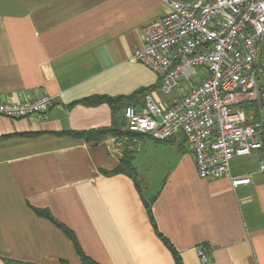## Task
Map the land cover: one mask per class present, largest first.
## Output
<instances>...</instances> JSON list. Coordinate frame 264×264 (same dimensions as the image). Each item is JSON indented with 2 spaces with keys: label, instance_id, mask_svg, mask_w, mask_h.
I'll return each mask as SVG.
<instances>
[{
  "label": "crops",
  "instance_id": "0c3cea01",
  "mask_svg": "<svg viewBox=\"0 0 264 264\" xmlns=\"http://www.w3.org/2000/svg\"><path fill=\"white\" fill-rule=\"evenodd\" d=\"M168 12L166 0H0V100L46 94L53 103L40 117H0V264H81L36 211L97 264H176L142 187L155 188L145 198L156 195V227L180 264H203L199 248L206 264H264V127L262 148L230 161V177L250 179L233 187L228 176L199 177L182 134L137 135L125 107L84 103L128 97L140 111L147 97L163 107L180 97L159 95L157 75L132 59L144 26ZM255 106L243 103L250 121ZM117 127L98 143L72 134ZM124 159L134 172L111 173Z\"/></svg>",
  "mask_w": 264,
  "mask_h": 264
},
{
  "label": "built area",
  "instance_id": "2783aa9c",
  "mask_svg": "<svg viewBox=\"0 0 264 264\" xmlns=\"http://www.w3.org/2000/svg\"><path fill=\"white\" fill-rule=\"evenodd\" d=\"M169 12L143 28L132 59L157 75L164 94L182 89L168 106L147 97L125 106L127 129L168 140L182 134L203 179L230 177V161L262 148L264 127V0H166ZM183 84V88L181 87ZM254 102L258 121L243 103ZM53 105L46 94L0 100V117H40ZM264 171V159L260 161ZM233 187L248 177H230ZM204 248L197 253L209 262Z\"/></svg>",
  "mask_w": 264,
  "mask_h": 264
},
{
  "label": "trees",
  "instance_id": "16d2710c",
  "mask_svg": "<svg viewBox=\"0 0 264 264\" xmlns=\"http://www.w3.org/2000/svg\"><path fill=\"white\" fill-rule=\"evenodd\" d=\"M131 98H121V97H117V98H109V97H94V98H90L84 101V103L87 104H91V105H99L102 103H106L107 105H109V107L111 109L114 110L115 105H119L120 107H125L126 105H128V101ZM122 126L124 125L123 122L121 121ZM121 133L123 131H120L117 128H110V129H102V130H94V131H90L89 133H72L75 136H79V137H84L85 140L87 142L90 143H98L100 142L103 138H105L107 135L111 134V133ZM136 134V133H135ZM137 135H142V134H137ZM157 141H164V140H157ZM122 170H125L126 172H129L130 174H132L134 172V168L131 165V161H129L128 159H124L122 160L121 165H119L116 169H114L111 173H118ZM140 190V189H139ZM141 192V190H140ZM142 193V192H141ZM143 199L145 201L144 205H145V209L147 212V216L149 219V222L152 226V228L154 229L155 234L157 235V237L161 240V242L167 247V249L171 252L175 263L176 264H180L178 256L173 248V246L170 244V242L158 231L152 212H151V205L153 203V200L155 198V196H152V198H145L144 194H142ZM38 214L48 218L49 220H51L60 230H62V232L72 241L73 246L75 248V251L77 253V255L80 258L81 264H97L95 261H93L92 259H90L89 257H87L81 250L78 241L75 237V235L65 226H63L61 223L57 222L56 220L53 219V217L48 213V212H43V211H36Z\"/></svg>",
  "mask_w": 264,
  "mask_h": 264
},
{
  "label": "rangeland",
  "instance_id": "374dc122",
  "mask_svg": "<svg viewBox=\"0 0 264 264\" xmlns=\"http://www.w3.org/2000/svg\"><path fill=\"white\" fill-rule=\"evenodd\" d=\"M180 1V0H179ZM181 1H184V2H188V1H194V0H181ZM183 84H181V87L183 88ZM181 91H182V89H174L172 92H170V93H168V94H164L162 91H161V89H160V92H161V94H159V95H161V96H163L164 98H169V97H171L172 95H177V94H181ZM164 146L166 145V143H164L163 144ZM142 191H143V194H144V196L145 197H147V194H146V192H152V191H155V188H145V187H142Z\"/></svg>",
  "mask_w": 264,
  "mask_h": 264
}]
</instances>
